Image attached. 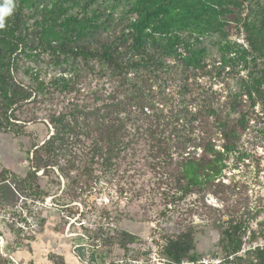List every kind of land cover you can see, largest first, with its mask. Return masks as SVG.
<instances>
[{
  "label": "trees",
  "instance_id": "trees-1",
  "mask_svg": "<svg viewBox=\"0 0 264 264\" xmlns=\"http://www.w3.org/2000/svg\"><path fill=\"white\" fill-rule=\"evenodd\" d=\"M75 1L78 9L73 12ZM75 1L15 0L14 14L6 20L5 28L0 30V133L25 134L19 121L26 123L35 119L33 115L29 119L24 117L28 104L48 101L53 93L64 95L63 101L68 102L66 113L48 111L54 134L40 147L36 146L33 168L39 170L42 167L41 154L54 156L61 142L63 145L65 141L69 144L74 140L75 144L85 147L82 137L91 136L96 138L95 147L104 155L107 166L111 164L113 154L129 145V136H144L136 119L129 117L134 109L159 121V113L163 114V110L156 107L153 98L156 81L158 84L159 80L177 84L183 93L187 83L183 84L182 79L188 80L187 72L196 76L198 71L207 69L209 48L205 45L209 44L218 49L221 64L225 68L230 67L229 73L239 66L241 71H248V77L240 79L239 97L235 100L230 97L223 103H220V98H215L217 107L210 103L195 112L190 111L188 104H193L195 100L180 99V107L174 113V118L172 116L167 122L153 126L148 135H152L157 148L163 147L167 153L165 165L169 177L180 184L179 190L183 195L194 190H210L213 186L227 187L232 195L247 194L250 189L245 180L226 185L216 180L220 179L227 167L226 161L230 155L234 154L240 160L250 157V153L241 150L244 134L249 136L247 143L253 147L264 146V7L257 3L259 7L256 11L252 6L248 9L243 24L248 35L247 48L243 43L229 39L227 27L230 20L227 16L232 13L231 7L247 1L251 4L253 0ZM69 2H72L71 5H66ZM30 20H34L33 23L30 24ZM166 59L177 63L167 64ZM25 60H30L36 66H29L25 70L32 80L29 84L18 78ZM93 60L96 65L92 63ZM44 63L55 68L49 79L43 72ZM78 70L87 72V76L83 72L78 73ZM90 76H119L118 93L122 94L121 97L109 91L110 86L105 83L90 87ZM177 79L181 83H176ZM256 106H259L260 112L256 111ZM122 113L127 117L123 118ZM133 121L135 123L131 128L134 133L129 130ZM174 121L182 126L174 125ZM214 134L223 140V151L216 148ZM191 147L193 150L188 152ZM198 148L202 149L199 156ZM259 169L260 172L264 170ZM59 170L71 183L79 182L64 165L59 166ZM35 172L29 171L25 178L13 177L10 181L0 175V210L17 204L27 185L36 180ZM246 198L248 203L253 202L249 195ZM255 203L259 209L254 219L264 211V196L258 194ZM46 222V219L39 220V230L44 228ZM244 222L232 220L222 231L218 245L225 254L224 264L241 260L240 256L235 255L240 252L247 234L248 224L246 220ZM256 224L255 229H248L251 240H255L257 235L264 238V221ZM33 236L18 234L16 248L29 246ZM129 238L135 241L133 237ZM93 239H103L102 245H108V238L100 239L96 234ZM121 242H124L122 238ZM155 243L161 247V257L167 264L199 260L195 253L192 227L169 234L164 245ZM7 246V252L11 255L17 252ZM94 246L95 249L97 245ZM121 246L128 253L126 242ZM85 249L82 246L77 249L80 256L84 255ZM95 252L99 251L94 250L91 254L93 262L98 259ZM144 253L148 255L150 249ZM247 254L253 255L256 264H264V249ZM108 258L111 264H131L130 256L127 260L114 257L111 253H107L100 263L106 264ZM133 258L137 260L135 258L139 257ZM54 263L57 264L56 261ZM28 264L35 263L30 261Z\"/></svg>",
  "mask_w": 264,
  "mask_h": 264
},
{
  "label": "rangeland",
  "instance_id": "rangeland-1",
  "mask_svg": "<svg viewBox=\"0 0 264 264\" xmlns=\"http://www.w3.org/2000/svg\"><path fill=\"white\" fill-rule=\"evenodd\" d=\"M257 3L264 7V0H253L251 4L249 1L241 2L231 7L232 13L227 16L230 20V26L227 27L229 39L243 43L247 48L248 35L243 24L247 19L249 7H254L256 11L259 7ZM76 4L77 1L73 12L78 9ZM33 21L30 20V24ZM205 47L209 48L207 69L198 71L196 76L187 72L188 80L182 79L183 84L187 83L183 93L177 84L167 80H159L158 84V80L156 81L153 85V98L156 107L163 110V114L159 113V121L154 117L145 116L139 109H134L129 117L136 119V124L141 127L144 136H129V145L113 154L112 162L107 166L103 160L104 155L95 147L96 138L91 136L82 137L86 143L85 147L75 144L74 140L67 144L65 139L63 145L62 142L58 145L54 156L41 154L42 167L39 170L33 168L35 149L54 134L48 111L66 113L68 102L63 101L64 95L53 93L48 101L29 103L24 117L29 119L30 115H33L35 119L26 123L19 121L25 134L18 135L8 131L0 133V175L7 181L13 177L23 179L29 171H36L37 175L36 180L25 188L24 195L18 197L16 205L0 210V264H28L30 261L35 264H55L54 261L57 264H102L100 262L107 253L127 260L130 256L131 264L138 261H143L142 264H157L156 254L161 256V247H158L155 241L164 245L169 234H177L188 227H192L195 233V253L199 258L206 256L223 259L225 254L218 243L222 231L229 226L230 221L243 223L246 220L248 228L244 238L250 236L248 229H255L257 222L264 221V211L254 219L259 209L255 199L258 194L264 196V170L260 172L259 169L264 168V146L253 147L247 143L249 136L244 134L241 150L250 153V157L240 160L236 155H230L226 161L227 167L220 179L216 180H221L225 185L232 181L245 180L250 189L247 194L232 195L227 187L213 186L210 190H194L183 195L179 190L180 184L169 177L165 165L167 153L163 147L157 148L152 135H148L153 126L167 122L172 116L174 118V113L180 107V99L195 100L193 104L188 103L190 111L195 112L210 103L217 107L215 98H220V103H223L230 97L234 100L239 97L237 93L240 79L247 78L248 71H241L239 66L229 73L230 67L225 68L221 64L218 49L209 44ZM92 63L97 64L95 60ZM166 63L175 65L177 61L166 59ZM29 66L36 68L33 62L25 60V66L18 73V78L26 84L32 83L25 71ZM43 66V72L49 79L55 68L48 67L45 63ZM80 72L83 71L78 70V73ZM143 73L145 74V71ZM120 80L119 76H90L88 85L94 88L96 84L102 86L105 83L110 86L109 91H114L121 97L122 94L118 93ZM176 83H181V80L177 79ZM145 111L149 113L148 109ZM256 111H261L259 106H256ZM121 116L127 117L124 113ZM133 123L135 122L129 126L132 133ZM174 125L182 126L175 121ZM197 136L198 134L195 135ZM214 139L216 148L223 151L221 137L214 134ZM190 150L193 148L188 152ZM197 151L199 156L202 149L198 148ZM176 156L177 154L174 155V160ZM62 165L79 179L78 183H71L62 175L59 170ZM246 195L253 199L252 203H248ZM29 211L32 214L28 215ZM246 211H249V214H246ZM40 219L47 220L42 230H39ZM18 234L30 237L34 234L33 239L29 241L30 245L16 248L15 240ZM96 234L100 239L108 238V245H102L103 239L94 241ZM129 236L135 241L132 242ZM257 236L252 240L253 243L260 237ZM121 238L126 242L128 253L124 252L121 246L124 243ZM7 245L17 252L13 255L8 253ZM94 245H97L95 249ZM81 246L86 248L83 256H80L77 250ZM149 249L150 253L145 254ZM94 250L99 251L95 252L98 258L96 262H93L91 256ZM246 255L240 256L241 260L226 264H256L257 260L252 254ZM133 256L139 258L134 260ZM106 264H111V259L108 258Z\"/></svg>",
  "mask_w": 264,
  "mask_h": 264
},
{
  "label": "built area",
  "instance_id": "built-area-1",
  "mask_svg": "<svg viewBox=\"0 0 264 264\" xmlns=\"http://www.w3.org/2000/svg\"><path fill=\"white\" fill-rule=\"evenodd\" d=\"M262 165L264 166V159L262 160ZM256 249H264V238L259 237L253 243L251 240V235H250L246 239L244 238L242 248H241L240 252H238L235 256H244L248 252L254 251ZM156 256L158 257L157 264H167L166 261L160 255L156 254ZM232 259H233V256L230 257V260H232ZM187 261H189V260H187ZM189 262H190V264H224L225 259L224 258L222 259L219 257H213L212 258V257L202 256L199 258V260L197 262H192V261H189ZM142 263H143V261H141V262L138 261L134 264H142ZM178 264H180V263H178Z\"/></svg>",
  "mask_w": 264,
  "mask_h": 264
},
{
  "label": "clouds",
  "instance_id": "clouds-1",
  "mask_svg": "<svg viewBox=\"0 0 264 264\" xmlns=\"http://www.w3.org/2000/svg\"><path fill=\"white\" fill-rule=\"evenodd\" d=\"M15 8V0H0V30L5 28L6 20L14 14ZM180 264H190V262L182 260Z\"/></svg>",
  "mask_w": 264,
  "mask_h": 264
}]
</instances>
